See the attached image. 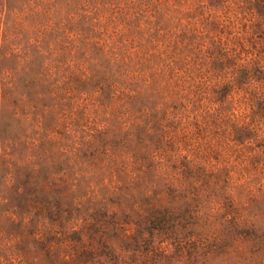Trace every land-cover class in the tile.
<instances>
[{
    "label": "rangeland",
    "instance_id": "1",
    "mask_svg": "<svg viewBox=\"0 0 264 264\" xmlns=\"http://www.w3.org/2000/svg\"><path fill=\"white\" fill-rule=\"evenodd\" d=\"M262 5L0 0V264H264Z\"/></svg>",
    "mask_w": 264,
    "mask_h": 264
},
{
    "label": "trees",
    "instance_id": "2",
    "mask_svg": "<svg viewBox=\"0 0 264 264\" xmlns=\"http://www.w3.org/2000/svg\"><path fill=\"white\" fill-rule=\"evenodd\" d=\"M262 8L264 9V6L262 5ZM230 35V33H229ZM222 40L221 37H218ZM227 38V36H225ZM232 42L230 44L233 54L230 55L229 52H221L220 51V56L221 60L224 61H219L218 59L213 61L214 67L216 66H228L232 68V73L234 75V78L237 82L238 85H241V83L244 82L245 78L249 73H252V71L255 72V77L256 79H262L264 72L258 71L256 67L251 68L250 62L246 61V58L250 56L251 60H253V57L251 56L253 52V47L252 43L250 42H245L241 37H239L238 33L233 34L231 36ZM227 48L230 49L229 44L227 43ZM258 57L264 59V51L261 50H256ZM218 54V56H219ZM242 58V60L245 63H240L239 60ZM254 75V74H253Z\"/></svg>",
    "mask_w": 264,
    "mask_h": 264
}]
</instances>
